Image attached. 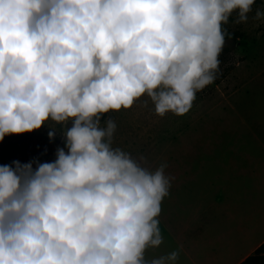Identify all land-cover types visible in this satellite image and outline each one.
Here are the masks:
<instances>
[{
  "label": "clouds",
  "instance_id": "9594fccd",
  "mask_svg": "<svg viewBox=\"0 0 264 264\" xmlns=\"http://www.w3.org/2000/svg\"><path fill=\"white\" fill-rule=\"evenodd\" d=\"M255 2L0 0V140L71 121L54 162L0 166V264H176L179 250L145 259L174 178L113 148L101 118L144 95L158 116L188 113L219 73L223 25Z\"/></svg>",
  "mask_w": 264,
  "mask_h": 264
},
{
  "label": "rangeland",
  "instance_id": "374dc122",
  "mask_svg": "<svg viewBox=\"0 0 264 264\" xmlns=\"http://www.w3.org/2000/svg\"><path fill=\"white\" fill-rule=\"evenodd\" d=\"M257 9L264 11V0L253 5L246 23H235V13L223 25L235 37L225 39L217 78L196 94L188 113L158 116L144 95L129 109L104 114L101 126L108 119L116 123L112 147L129 153L152 172L166 164L175 170L174 175L180 165V144L195 143V133L210 135L208 148L218 149L228 143L229 135L264 132V19H253ZM68 127L71 121L57 124L49 120L32 132L5 135L0 140V166L14 168L13 162L18 161L32 163L35 170L38 164L50 163L57 149L64 147Z\"/></svg>",
  "mask_w": 264,
  "mask_h": 264
},
{
  "label": "crops",
  "instance_id": "0c3cea01",
  "mask_svg": "<svg viewBox=\"0 0 264 264\" xmlns=\"http://www.w3.org/2000/svg\"><path fill=\"white\" fill-rule=\"evenodd\" d=\"M193 137L177 173L165 168L174 179L158 217L163 243L145 259L179 250L176 264H241L264 244V132L229 135L218 149Z\"/></svg>",
  "mask_w": 264,
  "mask_h": 264
},
{
  "label": "trees",
  "instance_id": "16d2710c",
  "mask_svg": "<svg viewBox=\"0 0 264 264\" xmlns=\"http://www.w3.org/2000/svg\"><path fill=\"white\" fill-rule=\"evenodd\" d=\"M263 0H256V2L254 3V5L261 3ZM235 14V12L233 13ZM232 14V15H233ZM231 15V17H232ZM231 34V38H234L235 35ZM225 39H230L227 36L225 37ZM63 149L65 150V152H67V148L63 147ZM57 157H55L51 162H54L56 160ZM50 162V163H51ZM241 264H264V244L262 246H260L256 252L254 254H252L251 256H249L247 259H245Z\"/></svg>",
  "mask_w": 264,
  "mask_h": 264
}]
</instances>
